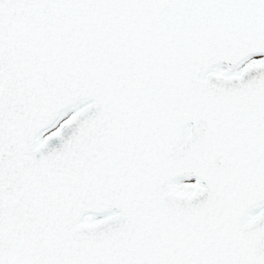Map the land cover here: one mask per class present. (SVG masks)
Listing matches in <instances>:
<instances>
[{
	"label": "snow or ice",
	"instance_id": "6c2138e0",
	"mask_svg": "<svg viewBox=\"0 0 264 264\" xmlns=\"http://www.w3.org/2000/svg\"><path fill=\"white\" fill-rule=\"evenodd\" d=\"M0 264H264V0H0Z\"/></svg>",
	"mask_w": 264,
	"mask_h": 264
}]
</instances>
